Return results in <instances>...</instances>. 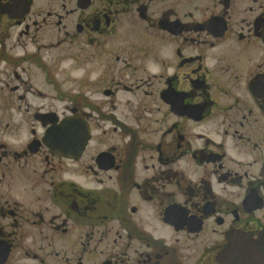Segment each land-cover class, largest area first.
<instances>
[{
  "label": "flooded vegetation",
  "instance_id": "1",
  "mask_svg": "<svg viewBox=\"0 0 264 264\" xmlns=\"http://www.w3.org/2000/svg\"><path fill=\"white\" fill-rule=\"evenodd\" d=\"M0 264H264V0H0Z\"/></svg>",
  "mask_w": 264,
  "mask_h": 264
},
{
  "label": "rangeland",
  "instance_id": "2",
  "mask_svg": "<svg viewBox=\"0 0 264 264\" xmlns=\"http://www.w3.org/2000/svg\"><path fill=\"white\" fill-rule=\"evenodd\" d=\"M47 54H56L57 55V52H53V53L47 52ZM69 64L70 63H68V65ZM73 75H74L73 71H71L70 74L64 73L63 77H66V78L69 79L68 82H67V86L66 87H70V86H73L74 85V83H73Z\"/></svg>",
  "mask_w": 264,
  "mask_h": 264
},
{
  "label": "water",
  "instance_id": "3",
  "mask_svg": "<svg viewBox=\"0 0 264 264\" xmlns=\"http://www.w3.org/2000/svg\"><path fill=\"white\" fill-rule=\"evenodd\" d=\"M13 15H16V14L13 13ZM70 126H71L70 124H69V125L66 124V127H70ZM56 134H57V133H56ZM83 134H84V139L87 141L88 138L90 137V136H89V132L86 130L85 132H83ZM84 139H83V140H84ZM49 143H50V142H49ZM49 146L52 147V149H54L55 151L58 150V146H56V145H53V146H52V145L49 144ZM250 247H253V246H250ZM249 253H250V252H249Z\"/></svg>",
  "mask_w": 264,
  "mask_h": 264
}]
</instances>
